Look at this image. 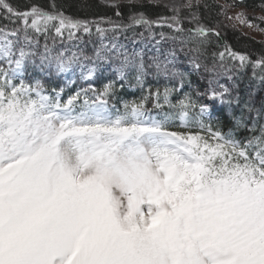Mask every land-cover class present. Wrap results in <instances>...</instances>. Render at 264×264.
Segmentation results:
<instances>
[{
  "label": "snow or ice",
  "instance_id": "obj_1",
  "mask_svg": "<svg viewBox=\"0 0 264 264\" xmlns=\"http://www.w3.org/2000/svg\"><path fill=\"white\" fill-rule=\"evenodd\" d=\"M243 3L218 7L227 19L251 27L245 12L227 14ZM200 5L201 0H186L172 6L175 15L161 18L171 20L168 26L176 31H187L186 43L197 53L213 35L221 36L219 25L202 23L197 11L190 12L195 27L182 26L180 9ZM0 11L16 25L0 28V61L7 65L0 67V264H264V111H257L251 128L243 113L229 112L224 131L219 117L206 122L212 109L202 105L195 120L199 131L170 132L167 118L147 117L142 102L125 104L112 118L107 101L100 100L115 90L109 82L77 112L80 92L62 101L55 89V95L45 94L39 79L31 84L21 77L29 65L41 73L54 65L62 73L72 63L63 53L52 56L47 44L44 53L30 50L38 44L33 33L52 29L63 35L67 29L71 38L72 30L90 32L88 22L37 6L21 12L8 0H0ZM131 21L149 29L157 23L143 13ZM97 31L103 35L105 29ZM112 48L123 57L115 69L119 78L133 76L142 84L143 54ZM214 55L225 72L229 60L237 62L232 67H259L264 83V57L251 61L226 43ZM153 64L157 74L183 81L173 60ZM95 74L91 68L85 79ZM221 88L212 91L213 100L231 106L233 101L225 100L229 88ZM171 91L164 89L165 103ZM179 106L182 117L197 107L187 95ZM241 129L251 135L238 139Z\"/></svg>",
  "mask_w": 264,
  "mask_h": 264
},
{
  "label": "trees",
  "instance_id": "obj_2",
  "mask_svg": "<svg viewBox=\"0 0 264 264\" xmlns=\"http://www.w3.org/2000/svg\"><path fill=\"white\" fill-rule=\"evenodd\" d=\"M8 2L18 11H28L31 7L37 6L44 11L53 12L61 11L66 16L72 17L74 20L88 22L90 32H84L83 28L72 30L74 35L69 38L68 31L65 29L63 35H58L52 29L47 33L35 34L33 36L38 44L32 45L30 50L37 53H44V46L47 44L50 54L56 56L63 53L68 56V41L77 39L82 44L79 45L78 53L96 66V77L94 80V91L88 92L86 98L93 99L103 90L105 84L115 82V90L106 97H101L107 101H113L118 104L119 109L125 108V104L133 102L143 103V108L146 111L147 117L158 119L160 118L161 110L169 104L179 105V101L184 99L185 95L189 96L197 105L191 109L189 114L199 112V107L208 105L212 109V120L206 121L215 123L216 117H219L223 122V130L227 131L231 123L228 114L231 112L235 116H240L242 113L251 128V120L257 119V111H264V83H261L259 77L262 75L259 67L253 68L249 64L245 68L232 67V64L237 63L228 61V71L225 72L220 67L219 57L214 55L224 51L226 43L232 51L247 55L251 61H256L264 57V45L259 41L243 34L238 29L229 28L228 22L221 13L219 5L224 3H233L234 0H204L197 11L201 22L212 26L219 25L217 31L221 33L220 37L213 35L212 43L208 45L203 52L197 53L194 51L195 45L186 43L189 33L187 31L181 33L176 31L174 27H169L172 21L163 23L162 17L170 18L175 13L168 5L159 3H151L145 0H137L135 6L129 3V0H118L115 4L103 3L101 0H8ZM264 0H244L240 6L252 10H263L261 5ZM115 5V6H114ZM208 5V7H204ZM55 6V7H53ZM117 12L120 15H117ZM143 13L149 20L156 21L151 29L144 25L132 24L131 17ZM190 15V16H189ZM180 17L182 26L185 29L194 28L195 24L191 20L190 11H181ZM16 25L12 24L5 18L3 11H0V28H12ZM119 26V27H117ZM97 27L105 29L103 35L97 31ZM225 27V28H224ZM163 34V35H162ZM158 40L162 47L160 50H144L133 51L132 46L140 43L139 39ZM115 45L121 53L132 55L133 53H141L144 56L147 74L143 78V83L138 84L133 76H129L125 80H121L118 73L115 71L119 67L122 56L117 57ZM101 53L103 59L97 58V52ZM65 52V53H64ZM104 54H103V53ZM175 53V56H172ZM157 62H167L173 60L174 67L179 72L184 73V79L181 81L179 77L172 75L157 74L153 60ZM37 63L39 60L37 59ZM199 64L200 67H195ZM215 65V67H214ZM5 67V66H3ZM173 67V65H169ZM28 78L39 79L43 84L47 95H55L52 91L62 94L61 100L69 98L79 86V83L67 85L58 77L53 65L49 73H41L34 70L31 65L27 69ZM255 73V74H254ZM229 88V93L225 95V100H232L231 106L221 104L219 100H213L212 91H222V88ZM165 88L173 89L168 96L169 103H165L163 92ZM63 89L61 92L60 90ZM159 91L160 96L156 93ZM239 103H236V99ZM245 104H248L254 109L252 113H248L245 109ZM125 111V109H124ZM173 113L181 116V108L173 109ZM175 130L183 133L199 131L198 128L181 127L178 122H175ZM238 139H243L245 136H250L251 132L241 129L236 133Z\"/></svg>",
  "mask_w": 264,
  "mask_h": 264
},
{
  "label": "rangeland",
  "instance_id": "obj_3",
  "mask_svg": "<svg viewBox=\"0 0 264 264\" xmlns=\"http://www.w3.org/2000/svg\"><path fill=\"white\" fill-rule=\"evenodd\" d=\"M101 1L103 3L113 5L118 0H101ZM145 1H148L151 3H159L161 5H168V7H170L171 9H172V6L179 7V6L183 5L184 3H186V0H145ZM203 1L204 0H201V3H203ZM225 4H229V3L222 2L221 5H225ZM181 11L182 12L183 11H186V12L190 11L191 12L192 10H189L186 8H181L180 12ZM240 11H243L246 13L247 18L251 21L253 26L248 27V26L240 25L238 22H236L234 20H229L226 17H224V19L226 18L228 25H229L227 27L234 28L233 25L235 24L236 29H238L243 34L255 39L256 41H259L260 43H262L264 45V32L259 30V28H264V21H262L260 19V17H264V9L263 10H252V9H248L246 7H243V6H239V7H233L231 9H228L227 14H228V16H234L236 13H238ZM139 42L140 43L134 44L132 46L133 51H139L140 49H144V50H148V51L160 50L159 48L162 47V43L160 44V42L158 40H154V39H150L148 41V40H145V38H141V39H139ZM68 43H69L67 45L68 50H65V52L68 51L69 55L66 56L65 58H71L72 59L70 70L67 72H62V73L58 72V75H60L66 83H70L72 81L79 80L82 83H85V85L89 89H93L94 88L93 83H94L96 74L89 79H85V77L87 76L89 69H91V68L96 69V66L92 62H89L88 60H86V58H84L83 56L81 57L80 54L78 53L79 45L82 44L81 41H78L77 39H71L68 41ZM0 63H2V65H6L3 61H0ZM1 67H3V66H1ZM5 68H7V66ZM21 78L25 81V83H31V84H35V81L37 80V79H34V80H32V82H28V78L26 77V72L23 74V76ZM17 82H18V80H17ZM109 112H110L112 118H115L117 116L116 112H112V109L109 110ZM170 112H171V110H169L167 108L164 109V112H161V117L163 118V120L165 118H167V121H169L170 116H168V115ZM195 118H197V116H195Z\"/></svg>",
  "mask_w": 264,
  "mask_h": 264
}]
</instances>
